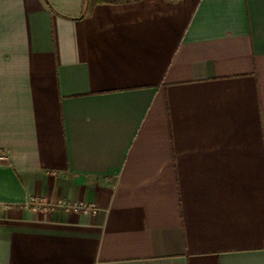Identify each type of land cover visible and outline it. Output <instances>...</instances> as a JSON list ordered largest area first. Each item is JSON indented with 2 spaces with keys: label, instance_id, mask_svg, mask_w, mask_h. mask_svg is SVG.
Instances as JSON below:
<instances>
[{
  "label": "crops",
  "instance_id": "obj_1",
  "mask_svg": "<svg viewBox=\"0 0 264 264\" xmlns=\"http://www.w3.org/2000/svg\"><path fill=\"white\" fill-rule=\"evenodd\" d=\"M0 264H264V0H0Z\"/></svg>",
  "mask_w": 264,
  "mask_h": 264
},
{
  "label": "built area",
  "instance_id": "obj_2",
  "mask_svg": "<svg viewBox=\"0 0 264 264\" xmlns=\"http://www.w3.org/2000/svg\"><path fill=\"white\" fill-rule=\"evenodd\" d=\"M28 205L34 209V210H40V209H47L48 208H54V207H60L64 209H72L73 211H82V212H89L94 211V207L90 204L84 203V202H76V203H70L68 201L59 200L57 202L51 203L46 202L45 199H33L32 201H29Z\"/></svg>",
  "mask_w": 264,
  "mask_h": 264
}]
</instances>
